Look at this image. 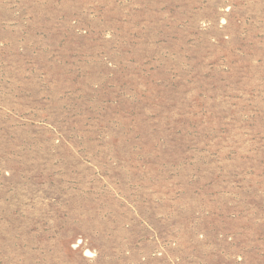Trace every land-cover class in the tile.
Here are the masks:
<instances>
[{"label":"rangeland","instance_id":"rangeland-1","mask_svg":"<svg viewBox=\"0 0 264 264\" xmlns=\"http://www.w3.org/2000/svg\"><path fill=\"white\" fill-rule=\"evenodd\" d=\"M0 264H264V0H0Z\"/></svg>","mask_w":264,"mask_h":264}]
</instances>
